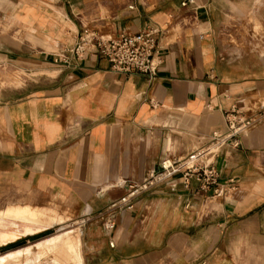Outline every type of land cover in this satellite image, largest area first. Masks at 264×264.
<instances>
[{
    "label": "crops",
    "instance_id": "1",
    "mask_svg": "<svg viewBox=\"0 0 264 264\" xmlns=\"http://www.w3.org/2000/svg\"><path fill=\"white\" fill-rule=\"evenodd\" d=\"M148 28L151 81L72 52ZM233 109L256 121L220 149L218 194L176 176L113 209ZM13 206L79 218L83 264H264V0H0V213Z\"/></svg>",
    "mask_w": 264,
    "mask_h": 264
},
{
    "label": "built area",
    "instance_id": "2",
    "mask_svg": "<svg viewBox=\"0 0 264 264\" xmlns=\"http://www.w3.org/2000/svg\"><path fill=\"white\" fill-rule=\"evenodd\" d=\"M185 4V2H183ZM132 8V5L129 6ZM159 29L148 28L136 33H120L115 38L104 39L97 36H81L78 44L72 49L77 56L92 52L104 56L110 62V70L114 73L131 74L138 72L150 81L157 75L158 59L157 36ZM227 128L223 132L214 131L207 136L204 143L191 150L184 158H166L147 172L145 177L125 186L126 192L114 205L115 210L133 209L135 200L143 193L155 191L179 176L184 188L189 189L191 182L197 183L201 191L213 190L218 194L221 190V171L215 163L223 147L237 148L239 139L246 135L254 125L255 116H244L233 109L225 113ZM231 189L235 188V180L229 179ZM171 190L175 187L170 186ZM107 227H112L113 220H108ZM113 245L112 242H110Z\"/></svg>",
    "mask_w": 264,
    "mask_h": 264
},
{
    "label": "rangeland",
    "instance_id": "3",
    "mask_svg": "<svg viewBox=\"0 0 264 264\" xmlns=\"http://www.w3.org/2000/svg\"><path fill=\"white\" fill-rule=\"evenodd\" d=\"M58 211L62 212V210ZM66 213H68V216L48 208L33 209L30 206H13L9 207L5 212L0 213V216L2 215L4 218L10 220L8 222H3V219L0 218V234L4 227L7 229V223L10 226V222L19 221L31 225L42 226V229L39 230L42 232L35 235V242L27 244L24 239H21L18 241L17 245L10 249L3 247L5 250L0 251V264H83L80 221L79 218H76L69 212L66 211ZM39 218L45 222L43 223L38 220ZM47 228L50 229L43 231ZM26 234L33 233H25L21 236ZM3 258L6 262H4Z\"/></svg>",
    "mask_w": 264,
    "mask_h": 264
},
{
    "label": "bare ground",
    "instance_id": "4",
    "mask_svg": "<svg viewBox=\"0 0 264 264\" xmlns=\"http://www.w3.org/2000/svg\"><path fill=\"white\" fill-rule=\"evenodd\" d=\"M37 217H39V216H37ZM33 219V218H32ZM35 219H37V218H35ZM44 219V218H43ZM38 220H40V218L38 219ZM36 221V220H35ZM40 221H42V220H40ZM49 221V220H48ZM43 222V221H42ZM45 222V221H44ZM43 222V223H44ZM30 223H32V222H30ZM36 223H37V221H36ZM47 224L49 223V222H46ZM40 224H41V222H40ZM50 224V223H49ZM6 226H7V229H5L6 227H4L2 230H1V234H0V244H5L6 242H8V241H11V240H14V239H17L18 238V236H21V235H23V234H25V233H34V232H36V231H39L40 229H42V226H37V225H31V224H28V223H25V222H21V224H19L18 222H10V226H9V224L7 223L6 224ZM46 241H48V240H46ZM21 250V249H20ZM11 252H13V251H11ZM16 252V251H15ZM19 253H20V251H19ZM22 254V253H21ZM13 256V255H12ZM19 256V255H18ZM11 257V256H10ZM16 257V256H15ZM23 257V256H22ZM21 257V258H22ZM12 258V257H11ZM4 259V258H3ZM16 259H18V258H16ZM15 259V260H16ZM19 259H20V256H19ZM6 260H8V259H6ZM8 261H10V260H8ZM7 261V262H8ZM21 261V260H20ZM2 262V261H1ZM4 262H6L5 261V259H4ZM12 262V261H11ZM13 263V262H12ZM2 264V263H1ZM8 264V263H7ZM10 264V263H9ZM16 264V263H15Z\"/></svg>",
    "mask_w": 264,
    "mask_h": 264
},
{
    "label": "trees",
    "instance_id": "5",
    "mask_svg": "<svg viewBox=\"0 0 264 264\" xmlns=\"http://www.w3.org/2000/svg\"><path fill=\"white\" fill-rule=\"evenodd\" d=\"M17 243H18V241L14 242V243H11V244H8L5 248H6V249H9V248H11V247L17 245Z\"/></svg>",
    "mask_w": 264,
    "mask_h": 264
},
{
    "label": "flooded vegetation",
    "instance_id": "6",
    "mask_svg": "<svg viewBox=\"0 0 264 264\" xmlns=\"http://www.w3.org/2000/svg\"><path fill=\"white\" fill-rule=\"evenodd\" d=\"M19 241V240H18Z\"/></svg>",
    "mask_w": 264,
    "mask_h": 264
},
{
    "label": "water",
    "instance_id": "7",
    "mask_svg": "<svg viewBox=\"0 0 264 264\" xmlns=\"http://www.w3.org/2000/svg\"><path fill=\"white\" fill-rule=\"evenodd\" d=\"M10 249V248H9Z\"/></svg>",
    "mask_w": 264,
    "mask_h": 264
}]
</instances>
